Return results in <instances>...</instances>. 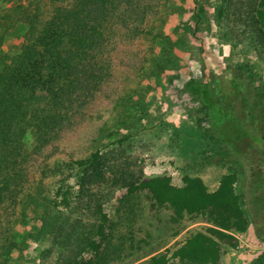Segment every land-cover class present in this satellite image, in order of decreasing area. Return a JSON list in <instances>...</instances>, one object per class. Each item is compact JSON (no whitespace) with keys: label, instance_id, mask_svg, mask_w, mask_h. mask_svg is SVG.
<instances>
[{"label":"rangeland","instance_id":"rangeland-1","mask_svg":"<svg viewBox=\"0 0 264 264\" xmlns=\"http://www.w3.org/2000/svg\"><path fill=\"white\" fill-rule=\"evenodd\" d=\"M259 1L105 0V18L88 24L99 44L88 51L87 86L75 94L64 125L48 140L29 132L12 155L0 154V264H148L163 255L184 264L175 253L198 234L221 248L220 264L264 257V228L257 229L249 195L264 173L256 168L264 148L244 140L233 155L186 86L213 83L220 100L216 82L223 83L234 106L245 100L261 110L264 136ZM75 6L0 0V69L3 57L25 49L33 27L41 30L57 8ZM234 79L240 86L231 94ZM232 174L250 220L242 231L220 229L210 213L177 218L148 192L133 190L146 178L169 177L178 187L199 179L214 191ZM105 214L109 236L96 254L91 244Z\"/></svg>","mask_w":264,"mask_h":264},{"label":"trees","instance_id":"trees-1","mask_svg":"<svg viewBox=\"0 0 264 264\" xmlns=\"http://www.w3.org/2000/svg\"><path fill=\"white\" fill-rule=\"evenodd\" d=\"M75 8H57L45 27H33L28 44L16 58L3 57L5 63L0 69V154L12 155L23 143L29 132L42 139L59 130L65 122L73 98L87 78H83L88 51L99 44L89 32L91 21L103 20L107 15L105 0H75ZM106 6V7H105ZM257 21L264 33V0L259 1ZM95 32L97 27L92 28ZM3 43L0 35V47ZM220 91L218 100L213 83L192 80L187 89L202 102L209 124L221 141L231 147L233 155L238 144L252 140L264 148V136L259 129L258 116L261 110L243 100L241 107L233 105L229 96L222 93L223 83L216 82ZM233 93L239 89V82H232ZM241 91V90H240ZM43 102V103H42ZM262 164L256 168L264 170ZM100 153L94 155L97 163ZM237 175H225L219 187L212 191L199 179L188 178L186 185L178 187L169 177L146 178L133 188L136 192H148L156 206L170 207L177 218L186 214L210 213L212 222L227 231L245 230L249 217L243 209L242 196L237 193ZM250 200L258 213L253 216L264 228L261 215L264 213V173L250 189ZM108 215H104L96 240L91 244L98 254L108 238ZM219 233L226 236L223 231ZM264 240V235L261 236ZM184 264H220L221 248L211 238L198 234L190 239L186 247L175 253ZM148 264H171L163 255L153 257ZM251 264H264V257H258Z\"/></svg>","mask_w":264,"mask_h":264},{"label":"built area","instance_id":"built-area-1","mask_svg":"<svg viewBox=\"0 0 264 264\" xmlns=\"http://www.w3.org/2000/svg\"><path fill=\"white\" fill-rule=\"evenodd\" d=\"M239 238H240V237H239ZM241 241H242V240H241ZM246 245L249 246V248H252V245H251V244L248 243V244H246Z\"/></svg>","mask_w":264,"mask_h":264}]
</instances>
